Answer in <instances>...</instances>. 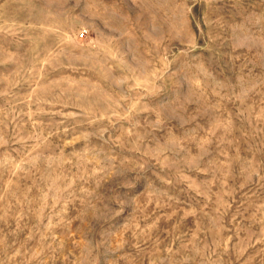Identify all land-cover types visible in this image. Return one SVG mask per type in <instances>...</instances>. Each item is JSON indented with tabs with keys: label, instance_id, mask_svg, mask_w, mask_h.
Instances as JSON below:
<instances>
[{
	"label": "rangeland",
	"instance_id": "374dc122",
	"mask_svg": "<svg viewBox=\"0 0 264 264\" xmlns=\"http://www.w3.org/2000/svg\"><path fill=\"white\" fill-rule=\"evenodd\" d=\"M0 264H264V0H0Z\"/></svg>",
	"mask_w": 264,
	"mask_h": 264
}]
</instances>
